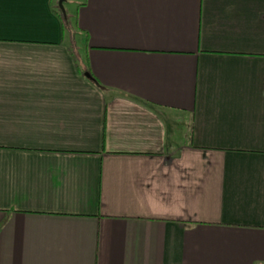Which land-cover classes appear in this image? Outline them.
Returning a JSON list of instances; mask_svg holds the SVG:
<instances>
[{"label":"crops","instance_id":"1","mask_svg":"<svg viewBox=\"0 0 264 264\" xmlns=\"http://www.w3.org/2000/svg\"><path fill=\"white\" fill-rule=\"evenodd\" d=\"M55 6L0 0V264H264V0Z\"/></svg>","mask_w":264,"mask_h":264},{"label":"trees","instance_id":"2","mask_svg":"<svg viewBox=\"0 0 264 264\" xmlns=\"http://www.w3.org/2000/svg\"><path fill=\"white\" fill-rule=\"evenodd\" d=\"M56 15L58 16L59 20L62 22L63 28H62V32L65 30L67 24H69V16L66 13V18H63L59 8L57 7V2H56Z\"/></svg>","mask_w":264,"mask_h":264},{"label":"water","instance_id":"3","mask_svg":"<svg viewBox=\"0 0 264 264\" xmlns=\"http://www.w3.org/2000/svg\"><path fill=\"white\" fill-rule=\"evenodd\" d=\"M67 0H57V7L59 8L63 18H66V12H65V9H64V3L66 2ZM84 76L90 80H92L91 76L88 74V73H85Z\"/></svg>","mask_w":264,"mask_h":264},{"label":"rangeland","instance_id":"4","mask_svg":"<svg viewBox=\"0 0 264 264\" xmlns=\"http://www.w3.org/2000/svg\"><path fill=\"white\" fill-rule=\"evenodd\" d=\"M54 1V5H55V0ZM66 3V2H65ZM64 3V5H65ZM56 8V6H55ZM66 10V9H65ZM68 11H70V9H68ZM64 35L69 37L70 36V40L73 42L75 39L73 38V35H72V27H71V23L69 22V24H67L66 26V30H64ZM69 39V38H68Z\"/></svg>","mask_w":264,"mask_h":264}]
</instances>
